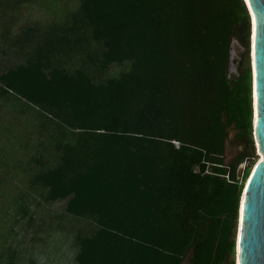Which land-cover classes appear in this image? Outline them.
Listing matches in <instances>:
<instances>
[{"label": "trees", "instance_id": "16d2710c", "mask_svg": "<svg viewBox=\"0 0 264 264\" xmlns=\"http://www.w3.org/2000/svg\"><path fill=\"white\" fill-rule=\"evenodd\" d=\"M36 1L0 0V104L37 116L29 186L89 222L76 263L234 264L256 160L244 1L69 0L22 23ZM230 129L245 156L226 164Z\"/></svg>", "mask_w": 264, "mask_h": 264}, {"label": "rangeland", "instance_id": "374dc122", "mask_svg": "<svg viewBox=\"0 0 264 264\" xmlns=\"http://www.w3.org/2000/svg\"><path fill=\"white\" fill-rule=\"evenodd\" d=\"M76 6L69 0H37L25 6L21 21H60ZM235 50L239 56L244 48L236 42ZM129 67V63L113 66L108 75L116 76ZM36 122L31 109L15 103L0 104V264H77L75 236L89 222L66 214L64 202H45L28 183L31 157L37 154L39 145ZM254 146L255 165L259 161L255 141ZM241 150L235 131L230 129L225 163H231ZM243 164L246 169L250 162ZM20 205L27 207L28 212H20ZM183 264H190L189 258Z\"/></svg>", "mask_w": 264, "mask_h": 264}, {"label": "water", "instance_id": "95a60500", "mask_svg": "<svg viewBox=\"0 0 264 264\" xmlns=\"http://www.w3.org/2000/svg\"><path fill=\"white\" fill-rule=\"evenodd\" d=\"M250 22L249 61L251 69L252 125L261 160L253 166L243 185L235 233L234 264H264V0H243ZM233 38L228 76L237 72ZM257 146V145H256ZM245 164L238 168L241 180Z\"/></svg>", "mask_w": 264, "mask_h": 264}, {"label": "flooded vegetation", "instance_id": "af4514ba", "mask_svg": "<svg viewBox=\"0 0 264 264\" xmlns=\"http://www.w3.org/2000/svg\"><path fill=\"white\" fill-rule=\"evenodd\" d=\"M245 156V151L244 149L239 151V153H237L231 160V162L235 161L236 159H238L239 157H244ZM246 163V162H245ZM245 170V169H244Z\"/></svg>", "mask_w": 264, "mask_h": 264}, {"label": "bare ground", "instance_id": "6f19581e", "mask_svg": "<svg viewBox=\"0 0 264 264\" xmlns=\"http://www.w3.org/2000/svg\"><path fill=\"white\" fill-rule=\"evenodd\" d=\"M256 145H257V147H258V143H257ZM261 158H262V154L259 153V159L261 160ZM259 159H258V160H259ZM258 160H257V161H258Z\"/></svg>", "mask_w": 264, "mask_h": 264}, {"label": "built area", "instance_id": "2783aa9c", "mask_svg": "<svg viewBox=\"0 0 264 264\" xmlns=\"http://www.w3.org/2000/svg\"><path fill=\"white\" fill-rule=\"evenodd\" d=\"M174 144H175L176 146H179L178 142H174Z\"/></svg>", "mask_w": 264, "mask_h": 264}]
</instances>
